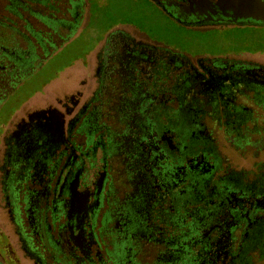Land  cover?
Segmentation results:
<instances>
[{
    "label": "flooded vegetation",
    "instance_id": "1",
    "mask_svg": "<svg viewBox=\"0 0 264 264\" xmlns=\"http://www.w3.org/2000/svg\"><path fill=\"white\" fill-rule=\"evenodd\" d=\"M75 39L0 119V264H264V0H0L1 112Z\"/></svg>",
    "mask_w": 264,
    "mask_h": 264
},
{
    "label": "rangeland",
    "instance_id": "2",
    "mask_svg": "<svg viewBox=\"0 0 264 264\" xmlns=\"http://www.w3.org/2000/svg\"><path fill=\"white\" fill-rule=\"evenodd\" d=\"M202 41L204 42L203 45L210 47L213 53H221L227 49H233L237 44L234 42V35L227 34L226 32H212V35H209ZM90 47L91 44L89 42L78 41L77 39L64 43V45L52 54L45 63H42L33 78L22 87L24 94H22L23 92H21L20 89H17L15 99L11 100V102L7 101L5 104V106L7 105L6 107H8L5 112H1L4 107L0 109V119L8 114V110L13 109L17 103L22 102V100L27 98L33 91L41 89L43 84L55 77L64 65L71 63L75 57L81 56Z\"/></svg>",
    "mask_w": 264,
    "mask_h": 264
}]
</instances>
